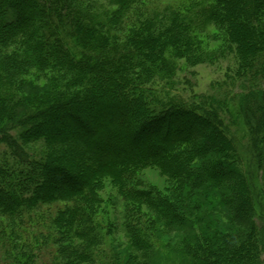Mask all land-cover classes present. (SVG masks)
Returning <instances> with one entry per match:
<instances>
[{
  "label": "trees",
  "instance_id": "1",
  "mask_svg": "<svg viewBox=\"0 0 264 264\" xmlns=\"http://www.w3.org/2000/svg\"><path fill=\"white\" fill-rule=\"evenodd\" d=\"M144 1L0 0V132L18 164L0 161V264H37L42 244L54 247L53 264H262L256 176L247 178L231 127L249 125L251 166L264 179V0L195 5L215 50L193 26V4L148 11ZM226 56L235 92L216 82L219 96L161 94L179 60ZM31 142L43 145L40 159L24 149ZM86 156L81 178L72 164ZM145 168L170 180L172 196L135 186ZM105 178L120 208L117 198L100 208ZM52 202L63 206L47 232L32 233ZM170 232L182 236L172 243Z\"/></svg>",
  "mask_w": 264,
  "mask_h": 264
},
{
  "label": "rangeland",
  "instance_id": "2",
  "mask_svg": "<svg viewBox=\"0 0 264 264\" xmlns=\"http://www.w3.org/2000/svg\"><path fill=\"white\" fill-rule=\"evenodd\" d=\"M210 0H145L143 2V10L148 11H160L167 7L169 9H174L176 7H187L188 5H192L190 9V13L194 15V10L197 9L195 7L196 4L199 3H208ZM193 11V12H192ZM201 16V15H200ZM199 17V16H198ZM201 18V17H199ZM193 26L197 28V33L199 32V36L203 40L206 38L205 45L208 50H215L217 42L215 40H208V37L214 34L213 29H209V27H202L201 25V19L199 20L194 15L193 18ZM180 66H178L179 69L175 72V82L172 86H166L163 89V92L161 93L164 98L166 97H176L180 102L183 100H189L190 97L196 96L199 94H215L219 96V94L216 93L217 88L215 87L216 82H225L227 89L233 90L235 92L236 88H234V84L239 81V79L235 80V82L231 83V76L235 71L236 64L233 61L230 56L226 57H219L214 61L213 63H202L198 64L193 67H186L183 64V61L179 60ZM232 84V85H231ZM222 90V89H221ZM222 91H225L223 89ZM230 97V95H229ZM237 108L236 104H234ZM238 121V120H237ZM234 125V124H233ZM231 127L232 134H233V140L239 150V152L242 155V161L241 165L244 167V170L246 172L247 178L252 176H256L252 179V177L249 178L250 186L252 188V194L254 196L253 205L255 207L254 213L264 215V194H261L262 185H264V179L261 178V170L260 169H253V166H251V162L253 160V150L254 148L251 147V145L255 144V140H253L252 133L250 134L249 131V125L244 120H239L236 125ZM0 132V161L5 162L8 161L9 165H14V167H17L18 164L15 163L14 160V154L13 150L15 149V146L9 143V141H6V137ZM246 139V140H244ZM252 141V142H251ZM24 149L30 154V156L35 157L37 159H40L43 157L44 154V147L41 143H34L31 142L24 146ZM75 160V165L72 164L75 171L78 172L81 178L86 176V164H91V157L86 156L82 159ZM89 166V165H88ZM254 170V171H253ZM144 184H148L149 186H153L156 190H159L161 192H167V196H172L170 190L171 182L168 180V183L166 182L165 177L159 174V172L156 169L153 168H145L142 171H140L138 178L136 179L137 188H142ZM264 187V186H263ZM154 189V190H155ZM169 189V190H168ZM100 198L103 200V205H101V209H104V207L108 204L112 205L115 201V198H117L118 201V208H120V205L124 202V197H119V194L117 192V187L112 183L111 180L108 178L104 179V183L101 186V189L97 191ZM120 202V205H119ZM105 204V205H104ZM63 206V202H52V204L48 205H41L40 209H38V217L41 222V224H38L36 227H33L30 229L32 233L37 232H47L46 226L49 225V221L52 216H54L55 211L57 208H61ZM182 206V205H181ZM111 207V208H110ZM109 209H111V214L114 215V209L113 206H110ZM143 211L148 213L149 210L145 209L143 207ZM180 211L183 212L185 215L186 210L181 207ZM104 212V210H103ZM155 212H151V215L156 217L154 214ZM258 221L262 224V219H258ZM239 227V226H238ZM240 228V227H239ZM244 231H248L249 227L245 225L243 226ZM36 231V232H33ZM170 235H168V238L171 239V242H174V235L176 239H180L181 233L175 234V232H170ZM27 235V234H26ZM29 235V234H28ZM36 237H32L31 235L27 236V240L30 241V243L33 242V238H36L34 242H37V235ZM111 238H117L118 241H120L123 245L126 243L124 240V237L119 232H113L112 235H110ZM246 236V234H245ZM244 236V237H245ZM175 239V240H176ZM109 239L107 238L105 243L102 246L103 252H109ZM33 242V243H34ZM35 248V252L33 253L35 255V258L37 260V264H53L54 260L53 257H56V254L54 252V247L52 245H39V246H33ZM258 257L262 261V264H264V251H262ZM66 256H71L70 258L74 259L72 255L67 252L65 254ZM99 255H97L98 257ZM1 260V256H0ZM100 259H97L93 262V264H100Z\"/></svg>",
  "mask_w": 264,
  "mask_h": 264
}]
</instances>
